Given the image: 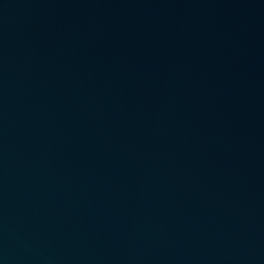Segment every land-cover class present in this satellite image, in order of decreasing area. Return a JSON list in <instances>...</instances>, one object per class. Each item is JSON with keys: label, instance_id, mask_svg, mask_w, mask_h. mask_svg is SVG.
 <instances>
[{"label": "water", "instance_id": "obj_1", "mask_svg": "<svg viewBox=\"0 0 264 264\" xmlns=\"http://www.w3.org/2000/svg\"><path fill=\"white\" fill-rule=\"evenodd\" d=\"M0 264H264V0H0Z\"/></svg>", "mask_w": 264, "mask_h": 264}]
</instances>
